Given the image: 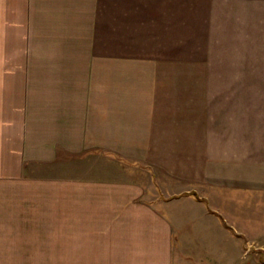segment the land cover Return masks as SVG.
Returning <instances> with one entry per match:
<instances>
[{
  "label": "crops",
  "instance_id": "obj_1",
  "mask_svg": "<svg viewBox=\"0 0 264 264\" xmlns=\"http://www.w3.org/2000/svg\"><path fill=\"white\" fill-rule=\"evenodd\" d=\"M90 149L148 182L67 178ZM66 181L121 260L264 264V0H0V227L50 234Z\"/></svg>",
  "mask_w": 264,
  "mask_h": 264
},
{
  "label": "rangeland",
  "instance_id": "obj_2",
  "mask_svg": "<svg viewBox=\"0 0 264 264\" xmlns=\"http://www.w3.org/2000/svg\"><path fill=\"white\" fill-rule=\"evenodd\" d=\"M119 150L120 153L115 149L114 151L90 149L81 155L66 152L63 173L67 178L81 176L83 178L82 182H89L87 179L99 175L98 173H108V175H113L114 181L122 182L130 176L131 182L138 185L137 182H140V176H143L144 182L147 183L148 181L144 175H138L139 171L145 172L148 178L151 175L148 172L149 170H142L144 167L147 169V166L141 163V159L137 161L141 152L137 149ZM190 150L179 149V151H182V156L188 155ZM54 166L57 168L56 165ZM30 167L36 169L38 164ZM111 167H113L114 172L110 171ZM67 181L74 182L73 180ZM68 182L66 183V209H64L66 218L64 220L60 219L57 228L51 229L50 234L44 235L39 229H35L39 236H33L30 239L11 235L9 232L13 230L0 227V264H138V260H121L120 254L122 255V253L117 251H122L117 246L121 243L117 244L107 240V244L105 237L101 236L100 224L105 219L104 211L101 212L97 208L88 211L91 207H88L86 211L82 209V204L85 203L86 199L90 200L92 197V195H89L90 191L84 192L83 190L81 195L80 191L72 189ZM150 191L152 190L146 189V192L149 193ZM194 194L197 193L194 192ZM94 199L97 202L94 207L103 204L105 200L98 193L94 195ZM120 199L119 196H114L115 203ZM133 202H139V199H135ZM118 216L114 213L115 219ZM61 239L63 242L59 243ZM246 246L257 245H250L245 241L243 248ZM107 248L112 250L107 251ZM113 250H116V252H113ZM112 255H116V258L106 257ZM242 264H251V261L243 256Z\"/></svg>",
  "mask_w": 264,
  "mask_h": 264
}]
</instances>
